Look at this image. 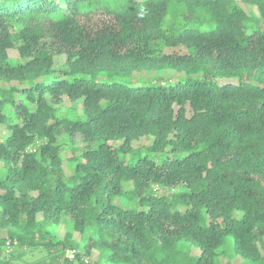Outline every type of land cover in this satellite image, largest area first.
Returning <instances> with one entry per match:
<instances>
[{
    "label": "trees",
    "instance_id": "1",
    "mask_svg": "<svg viewBox=\"0 0 264 264\" xmlns=\"http://www.w3.org/2000/svg\"><path fill=\"white\" fill-rule=\"evenodd\" d=\"M227 236L264 264V0H0V264H231Z\"/></svg>",
    "mask_w": 264,
    "mask_h": 264
},
{
    "label": "rangeland",
    "instance_id": "2",
    "mask_svg": "<svg viewBox=\"0 0 264 264\" xmlns=\"http://www.w3.org/2000/svg\"><path fill=\"white\" fill-rule=\"evenodd\" d=\"M180 53H181V51H180ZM60 64H61V62L59 61V59H57L56 63H55V68L57 69L60 66ZM154 78L156 80H158L159 82H161L162 84H175L177 82H181L184 80L183 77H181L176 72L169 70V69H165V70H162L160 72L145 73V74L140 75V76L138 74H135L133 76L134 81L137 79H141L142 83H145V84H148ZM54 116L56 118H66V119H70V120H84V116H83L82 109H81V103L79 101L78 102H71V101H69V99H67L65 97L63 98L62 103L56 108V110L54 112ZM60 139H61V143H64L63 141L66 142L61 155H62V159H63V169L65 172V175L68 177L72 173L73 164L70 163L69 161H67V158H69L71 156V150L73 149V147H74V149H81L83 145L81 143V138L79 135H75L72 138L63 135L60 137ZM151 141H152V138H149V139L147 138V139H141L140 141L135 142L133 144V148H139V150L135 151L131 154L130 153L129 154L119 153L120 159H124L125 162L131 164V163H134L138 158L147 156L150 159H154L157 163H160L163 160L166 153H162V154H151V153H149L147 151L146 147L151 144ZM116 145H118V144H116ZM168 154H170V153H168ZM178 155L183 156V154H178ZM123 190L124 191L132 190V184L131 183H124L123 184ZM179 191H181V188L168 190V189L159 188L158 186L154 185L150 188V190H148L146 192L145 195L147 196L149 194H152V195H156V196L170 197L169 192L176 193ZM113 203L124 208V209H136V210L144 209L143 207H141L138 204L137 199H126L122 196L116 197L113 200ZM177 208L182 210L184 207L182 205H177ZM236 216L239 217L240 213L237 212ZM64 233H65V229L62 226H59L58 236L60 238H62ZM75 238L78 239L77 233L75 234ZM180 243H182V242H180ZM263 243H264V240H263ZM14 249H15V251H17L16 250L17 248H14ZM221 251H223V253H224V255L220 257V260H222V262L232 260L231 264H253L251 261L243 259L240 256L233 257V251H234L233 250V239L231 236H227L225 238L224 245H223ZM197 252H198V250L196 251L195 249H192V254H196ZM36 259H38V258H35L33 260H36ZM86 260L89 262V264H94V262L97 260V253L95 251H93L89 258L86 257ZM30 261H31V259H30ZM96 264H111V263H108L106 260H104L102 258Z\"/></svg>",
    "mask_w": 264,
    "mask_h": 264
}]
</instances>
